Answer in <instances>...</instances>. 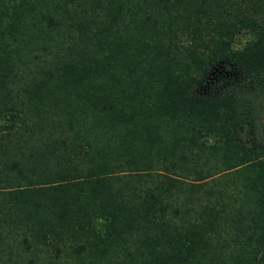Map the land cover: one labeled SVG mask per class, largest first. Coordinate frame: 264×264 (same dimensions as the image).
<instances>
[{
  "label": "trees",
  "instance_id": "obj_1",
  "mask_svg": "<svg viewBox=\"0 0 264 264\" xmlns=\"http://www.w3.org/2000/svg\"><path fill=\"white\" fill-rule=\"evenodd\" d=\"M0 264H264V0H0Z\"/></svg>",
  "mask_w": 264,
  "mask_h": 264
},
{
  "label": "rangeland",
  "instance_id": "obj_2",
  "mask_svg": "<svg viewBox=\"0 0 264 264\" xmlns=\"http://www.w3.org/2000/svg\"><path fill=\"white\" fill-rule=\"evenodd\" d=\"M243 38H244V37L242 36V37H241V40H243Z\"/></svg>",
  "mask_w": 264,
  "mask_h": 264
}]
</instances>
